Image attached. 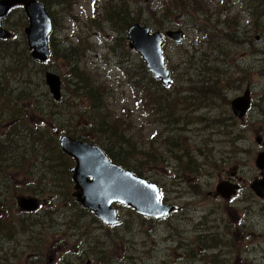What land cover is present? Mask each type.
Instances as JSON below:
<instances>
[{"label":"rangeland","instance_id":"obj_1","mask_svg":"<svg viewBox=\"0 0 264 264\" xmlns=\"http://www.w3.org/2000/svg\"><path fill=\"white\" fill-rule=\"evenodd\" d=\"M110 1L49 2L50 13L57 18L51 36L57 39L59 49L71 44L67 42L69 40L75 45L82 43L80 49L83 53L79 55L77 64L91 71L94 77L99 76L100 80L93 87L98 88L102 84L108 87L104 93L110 99V108L119 115L125 107L134 127L142 126L149 139L157 140L155 157L165 160L149 162L144 177L158 179L161 185L165 184L163 201L168 205H175V211L159 221L116 202L114 207L118 210L121 221L119 225L111 228L91 210L77 202L73 196L74 182L71 180L74 158L68 156L66 159L57 160L52 153H43L42 146L32 144L36 136L35 130L31 129L43 128L40 129L41 133L47 129L54 131L52 118L59 113L43 116L33 105V101L21 103L18 100L19 92L30 88V83L26 81L30 72L36 84L34 96L48 105L45 92L49 93V88L45 81V72H56L71 85L73 77H70L67 63L59 60L55 67L52 61L45 63L27 59L14 64L11 58L0 56V76L6 66L12 67V72L8 75L7 91L11 94L10 102L24 112L21 120L25 126L22 130L27 134L14 135L12 132L15 123L9 129V120H6L7 123H0V139L7 144L9 139L17 142L7 148L6 158H11L6 166L7 176L4 172L0 173V184L4 192H0V201L4 200L5 195L7 197L6 204L0 207V219L3 215V224L10 230L17 231L13 237H20L21 243L13 256H4L2 250L7 246L13 247L14 243L13 240L10 243V239L1 233L0 264H31L29 259H34L31 253L35 248L42 251L46 259L43 264H264V197L257 198L251 187L239 191L230 200L209 195L216 191L217 184L224 179V169L235 164V168L239 170L238 177L247 180L248 185L255 177H264V169H260L256 163L259 153L264 152V5H259L263 0H256L253 4L249 0H232L228 4H232V10H227L228 14L225 10L216 19L217 31L213 29L207 34L212 39V44L207 48L209 57L202 55L200 58L199 54L194 57L193 43L204 36L203 33L188 31L180 43L167 38L164 44L166 64L173 70L175 78H180L181 95L197 96L196 102L188 108H184L183 104L176 108L170 104L173 116L179 118L178 122L170 125H157L156 115H151L152 99L147 92H140L142 87L150 86L151 78L143 71L145 62L142 56L132 50L126 41L129 26L126 21L130 15L122 16V19L121 15H112V6L107 8ZM202 2L205 5L203 0ZM218 2L220 0H212L211 6ZM135 5L133 1L132 16L137 11L133 9ZM142 5L147 10L143 18L148 19L149 25L153 23L154 17L158 18L160 12L155 15L152 12L160 8L161 1L147 0ZM197 5H200V0ZM203 9L206 10V6ZM172 22L168 29L179 28L178 24L182 20L175 17ZM237 23L238 28H242L237 30L242 38L236 42L226 35V28L236 29ZM4 24L2 27L15 33L13 37H8L13 39L12 44L15 46L20 43L19 51L25 47L28 50L25 35L28 19L24 10L20 7L13 10L4 20ZM249 35L252 36V41H249ZM120 38L126 44L123 47V58L113 54L110 48ZM243 40V48L234 49L240 48ZM1 48L0 44V50ZM237 52L243 54L239 56L236 55ZM126 56L133 69H123L124 72L118 66V61H128ZM227 57L235 59L234 64L238 67L246 68L251 80L245 87L249 85L251 88L252 109L244 119H235L230 108L229 102L242 94L245 87L241 91H229L234 86L230 71L235 70L236 66L231 68L226 63ZM209 59L211 63L206 67L212 71L211 87L195 92L198 81L205 74L204 71L200 74L202 68L199 64L208 62ZM16 65L23 66L22 73H19L21 68ZM136 70L139 71L138 78L134 76ZM73 81L75 83L78 80L74 78ZM137 81L140 87H136ZM65 85L66 83L63 102L65 104L66 99L67 103L60 107L64 114L58 116V122L74 132L71 124L78 121L80 114L89 105V100L83 96L79 100L73 97L65 90ZM211 90L214 96H211ZM7 91L4 92L6 100ZM162 94H166V90ZM209 96L212 97L213 104L205 101ZM3 100L0 97V104ZM168 101L165 98L166 104ZM144 105L149 115L144 110ZM92 115L98 114L93 111ZM83 122L84 120L79 121ZM156 129L158 134L151 138V133ZM2 133L6 136L2 137ZM83 136L90 137L91 133L80 131L79 137ZM53 165L57 166V171L52 178L50 172L53 170L50 166ZM219 165L223 166L220 167L222 169ZM175 166L184 171L179 173ZM63 169L68 173L70 193L67 194L65 190L64 196H60L56 191L61 187L54 188L51 184L54 179L64 181L66 171ZM172 174L185 176V182L177 186L178 183L171 179ZM183 189L195 196L187 197ZM27 194L38 198L41 204L39 211L31 214L20 213L15 196H28ZM245 194L251 195L249 199L252 201L256 199L251 210L246 205ZM190 205L192 221L183 223L180 213ZM177 207L181 209L177 210ZM192 227L196 228L191 231ZM252 231L259 234L257 242L253 240L255 237ZM182 238L187 241L188 245L185 247Z\"/></svg>","mask_w":264,"mask_h":264},{"label":"trees","instance_id":"obj_2","mask_svg":"<svg viewBox=\"0 0 264 264\" xmlns=\"http://www.w3.org/2000/svg\"><path fill=\"white\" fill-rule=\"evenodd\" d=\"M47 9L49 11L50 8L49 2H53L54 0H41ZM111 0L107 8L109 9L110 6H112L113 12L112 15L117 17L118 15L122 16H129V19L126 21L128 25L132 24L133 22H140L144 25H147L148 19L143 18V15L146 13L145 7L142 5L145 4L147 0ZM135 2V6L133 9H136V13L134 16H132V2ZM161 6L157 11L152 12L153 15L160 12L158 14V18H153V23H149L148 26L152 25L155 30H167L170 23H173V19L175 17H179L182 22L178 24L180 27L186 29L187 31H196L203 33L204 36L200 37L197 42L193 43L194 49V57H196L197 54H199L200 58L202 55L207 56L208 47L212 44V39L207 34H209L213 29H215V26L217 25L216 19L221 17L226 10V5L229 0H220L217 5L211 6L212 0H203L205 5H203L202 0H200V5H197L198 0H160ZM251 4H253L256 0H249ZM60 2V0H59ZM117 2V3H116ZM171 2V4L169 3ZM259 5H264V0L260 1ZM204 6H206V10H204ZM117 8L119 10H117ZM149 8V7H148ZM259 8V7H258ZM65 14V12L63 13ZM226 14L227 11H226ZM262 15L261 13H257V15ZM150 15V14H149ZM152 15V14H151ZM51 18L56 26L57 24V18L55 15H52ZM77 20V19H74ZM163 20L167 22H163ZM232 26H234V21H232ZM239 26V23L236 24V27ZM151 27V26H150ZM151 27V28H152ZM238 28V27H237ZM126 29V27H125ZM216 30V29H215ZM217 31V30H216ZM188 33V32H187ZM226 35L229 36V39L235 40L236 42L239 40V34L235 28H226ZM249 41H252L253 38L251 35L248 36ZM12 38L11 39H1V50H0V56H3L5 58L9 57L11 58L12 63L18 64L21 60L26 61L27 59L33 62H36L33 60V58L30 55L29 49L27 50V47L24 49H21L19 51V44H15V46L12 44ZM56 38L50 39V44L52 45V54L50 57V61L54 62L53 66H57L59 60H63L65 63H67L68 70L70 77L76 78L78 81L73 84L69 85L65 80V90L68 91L72 96L77 97L79 100L82 96L89 100V105L87 106L86 110L80 114V117L78 121H76L74 124H72V127L74 129L75 126L77 127V133L75 131L72 133L74 137H79L80 131H89L91 133V136H85L84 139H89L92 142L100 145L105 152L110 156V158L120 164L121 166L133 171L138 176L143 177L146 171V166L149 164V162H159L164 161V158H156L155 153V142L157 140L149 139L144 134V128L141 127H134V122H132V119L129 114H126V109L124 107V110H121V114H117L115 110H112L110 108L109 100L107 99L104 93V90H108V87H105L104 84L99 86L98 88L93 87L94 84H96L100 78L94 77L90 72L86 70L84 67L78 66L77 61L78 57L81 53H83L82 49H80V46H82V43H79L78 45L73 44L72 41L71 44H66V47L59 49ZM111 50L113 51V54H117L120 58H122V55L120 52H117L114 47H111ZM200 60V59H199ZM129 60L128 61H118V66H120L124 70H131L133 67L129 66ZM207 64L204 62L199 64V67H201L204 70H207ZM16 67H20L19 73H22L23 66L16 65ZM139 69V68H138ZM14 70V69H13ZM141 70V69H140ZM143 71L150 76V86L147 88L142 87L140 92H147L148 97L152 99L151 102V115H156L155 117L158 122L157 125H170L175 124L178 122L179 118H175L173 116V110L172 106L178 107L180 104L184 105V108H188L191 105L194 104L195 99L197 98L196 94L192 95H181L180 93V78H175L173 83L167 87L163 86L161 84V81L157 78H155L145 65L143 66ZM12 72V67L10 65L6 66L4 68L3 75L0 76V97H3V102L0 104V121L1 120H9L11 121L9 129L13 126L15 123V127L13 130V134L16 136H27V134L22 130V127L25 125L23 124V120H21V117L23 115V111L17 109L16 104L10 102V92L7 91V86L9 83V76ZM16 72V71H15ZM18 73V72H16ZM210 75L207 74V71H205V74L203 75V78L198 81V86L195 92H200L203 89H209L211 87L210 81L212 82V71L210 70ZM174 74V73H173ZM180 75H183L181 73ZM28 83H30V88H26V91L22 90L19 92V99L21 100V103L27 102V101H33V105L40 110V114L43 116L46 115H56L59 113L58 116L61 114H64V112L61 110V106H65L67 103L65 99V104L63 102V99L61 101H56L53 99L51 94H49L47 91L46 96L47 100L49 101V104L47 105L45 102H43L41 99L36 98L34 96L36 92V88L34 86L36 85L31 73L29 72L28 75ZM135 77H139V71L136 70V73L134 75ZM153 76V77H151ZM21 79V78H19ZM145 79V77H143ZM245 79L249 82L251 81L248 76V71L246 74ZM177 82V84H175ZM73 86V87H72ZM136 87H140L139 81L136 82ZM167 88V89H165ZM166 90V94H162L163 91ZM7 91L6 98L4 97V92ZM165 98H167L168 103H165ZM35 99V100H34ZM144 98L142 97V101ZM164 102V103H163ZM172 103V104H171ZM171 104V105H170ZM74 105V103H72ZM50 109V110H49ZM144 110L148 113L147 108L144 105ZM97 112V116L92 115V112ZM4 116V117H3ZM53 117L57 123V128L62 132L61 126L62 124L58 122L60 117ZM84 120L83 123H79V121ZM165 120H167L165 122ZM136 128V129H135ZM135 129V130H134ZM31 130H35V139H33V146L38 145L43 147V153L51 152L52 155L57 158V160L66 159L67 157L63 155L59 148V141L58 137L56 135H49L45 133H40L39 129L32 128ZM134 130V131H133ZM158 134V130H154L151 133V138H154ZM9 144L6 143V141H3L1 144L2 146V152L3 154H0V170L3 168H6L8 165V161L11 158H6L7 155V148L12 147L13 143L15 142L13 139H9ZM53 144V147H52ZM0 146V150H1ZM50 153V154H51ZM141 157V158H139ZM219 168L221 165L218 166ZM50 169L53 170L50 172L51 177L53 178L55 175V172L57 171V166L53 165L50 166ZM175 169L180 173L184 170H179L178 167L175 166ZM65 170V169H63ZM66 171V170H65ZM4 172L7 176V171H0ZM180 176L181 182H185V176ZM179 180V181H180ZM64 181H67V188H64V192L66 190V193H70V181L68 177L67 171L65 172ZM156 183H159L158 179H154ZM36 182V181H34ZM60 181H54L52 182V187H57ZM162 186V185H161ZM163 187V186H162ZM10 188V186H8ZM164 191V187L162 188ZM39 192V190L36 192V194ZM45 192V190H43ZM16 198V197H15ZM26 214H31V212H24ZM0 228L5 233V236L9 239L14 238L15 236L14 231L10 230L8 226L3 224L4 216H1L0 219ZM108 227H114V226H108Z\"/></svg>","mask_w":264,"mask_h":264},{"label":"water","instance_id":"obj_3","mask_svg":"<svg viewBox=\"0 0 264 264\" xmlns=\"http://www.w3.org/2000/svg\"><path fill=\"white\" fill-rule=\"evenodd\" d=\"M17 6H21L29 18L25 33L33 58L40 62L48 60L51 53L49 35L52 21L49 11L40 0H0V38L11 37L12 32L2 27V18ZM151 31L150 27L140 23L130 26L128 29V36L132 40L130 46L143 54L150 71L162 78L165 84H169L170 71L161 53L162 36L159 31ZM167 35L176 41H182L184 38L181 29L168 30ZM45 80L53 98L60 101L63 95L60 75L48 70ZM250 104V90L247 88L244 96L232 101L233 112L243 117ZM61 147L76 162L72 167V179L76 188L73 194L76 200L105 223L114 225L120 222L117 209L113 206L117 201L132 206L140 214L155 218L163 217L174 210L173 205L162 201V194L156 183L112 161L98 144L63 136ZM256 163L260 169H264V152L259 153ZM262 174L264 175V172ZM251 187L257 195L264 197V177L255 179ZM238 188L237 184L222 181L217 185L216 193L230 198ZM18 204L23 210H36L39 207L37 198L33 196H19Z\"/></svg>","mask_w":264,"mask_h":264},{"label":"flooded vegetation","instance_id":"obj_4","mask_svg":"<svg viewBox=\"0 0 264 264\" xmlns=\"http://www.w3.org/2000/svg\"><path fill=\"white\" fill-rule=\"evenodd\" d=\"M238 1V0H237ZM230 2H232V0H229L228 1V3H227V5H226V11L228 10V11H231L232 10V4L231 5H228ZM237 27H239V26H237ZM239 28H236V30H238ZM242 28L240 27V29L238 30V31H240ZM239 36H240V38H242V36H241V34H239ZM259 38V36H257V38L256 39H258ZM245 45V41L243 40V41H241L240 42V48H237V47H235L234 49H241V48H243V46ZM212 49V48H211ZM210 49V50H211ZM243 54V52H237L236 53V55H239V56H241ZM207 56L209 57L210 56V53H208L207 54ZM126 58H127V60L129 59L127 56H126ZM234 60L235 59H233V58H226V63L232 68V66L233 65H235L234 64ZM205 64H210L211 63V60L209 59L208 60V62H204ZM236 67H235V70H231L230 71V76H231V79H232V81L234 82V86L233 87H231L230 89H229V91H232V90H235V91H241L244 87H245V85H246V83H244V80H245V70H244V68L243 67H238L237 65H235ZM210 70L211 69H208V70H204V69H201V73L200 74H202V72L204 71H207V74L208 75H210ZM210 85H211V81H210ZM246 88H247V86H246ZM211 96H214L213 95V93H212V90H211ZM211 96H209V97H206V99H205V101H209V103H211V104H213V102H212V97ZM230 103V108H231V101L229 102ZM251 109H252V107H251ZM248 114V113H247ZM247 115H245L244 117H242V118H239V117H236L235 116V119H237V118H239V119H244L245 117H246ZM1 122H6V120L4 121V120H1L0 121V123ZM4 135H5V133H2V137H4ZM235 166L237 167V165L235 164L234 166L232 165L230 168H225L224 169V171H223V174H225V177H224V181H227V182H229V183H231V184H237L238 186H239V188H238V190H237V193H239V191H241V190H243L244 188L246 189V188H249L250 189V187H251V184H247V180H245V179H243V177H238V173H239V170H237L236 168H235ZM221 167H223V166H221ZM225 167H227V166H225ZM220 169H222V168H220ZM3 170V169H2ZM2 170H0V171H2ZM180 176H177L176 174H172V176H171V179L174 181V182H176V183H178V184H176L177 186L178 185H180L181 183H184V182H181V180H180ZM186 178H188L187 176H186ZM254 179H257V177H255ZM180 180V181H179ZM6 188V187H5ZM251 190L253 191V189H252V187H251ZM0 192H3V189H2V186H1V184H0ZM4 193V192H3ZM165 193H166V195H167V189H165ZM183 193L185 194V195H187V197H194L195 196V194L194 193H191V192H189L187 189H183ZM213 193H215V192H210L209 193V195H214V196H217V195H215V194H213ZM237 193L235 194V195H237ZM235 195H233L232 197H230V199H232L233 197H235ZM257 198L259 197V196H257V195H255ZM217 197H219V196H217ZM249 197H251V195H244V199L246 200V205L248 206V208H249V210H251L252 208H254V205L256 204V199L254 200V201H252V200H250L249 199ZM165 199V194H164V191H163V196H162V201ZM230 199H228V200H230ZM164 202V201H163ZM165 203V202H164ZM181 204H184V203H181ZM194 203H191V205H193ZM191 205L190 206H188L187 208H185L184 210H182V212L180 213V216L183 218V220H182V222L183 223H188V222H191L192 221V214H190L189 213V209L191 208ZM179 208L181 209V207H177V210H179ZM132 210H135V209H133V208H131ZM138 213V212H137ZM138 214H140V213H138ZM170 214H168V215H166V216H163V217H167V216H169ZM144 216H146V215H144ZM147 217H149V218H151V219H156V220H161V218H163V217H160V218H155V217H151V216H147ZM196 227H192L191 228V231H193L194 229H195ZM150 229L152 230V227H150ZM252 234H253V236L255 237L253 240L254 241H256L257 242V238H258V236H259V234L257 233V232H253L252 231ZM181 241L182 242H184L185 243V245H184V247L186 246V245H188L186 242L187 241H185V238H182L181 239ZM191 246H192V242H190L189 243ZM19 245H21V243H20V237L18 238V242H17V245H16V247H15V251H16V249H17V247L19 246ZM182 246V245H181ZM256 247H257V244H256ZM183 248V247H182ZM15 251L14 252H12V256L14 255V253H15ZM32 256L34 257V258H36V259H34L35 261H37V264H43L44 262H45V258H44V256H43V254H42V251L41 250H39V249H37V248H35L34 249V253H32ZM31 259H29V261H30Z\"/></svg>","mask_w":264,"mask_h":264},{"label":"bare ground","instance_id":"obj_5","mask_svg":"<svg viewBox=\"0 0 264 264\" xmlns=\"http://www.w3.org/2000/svg\"><path fill=\"white\" fill-rule=\"evenodd\" d=\"M124 44V40L123 39H117L116 41H114V44L113 45H111L110 46V48L111 47H114V49L117 51V52H120L121 53V55H124V50H123V47L125 46V44ZM123 45V46H122ZM112 51V50H111ZM113 52V51H112ZM259 52V51H258ZM123 58V57H122ZM183 114V113H182ZM22 118V117H21ZM23 119V118H22ZM186 121V120H185ZM6 171V168H3V170L2 171ZM2 173V172H1ZM164 188H165V184H163L162 185ZM57 187H61V189L60 190H57L56 191V193H58L60 196H64V188L66 189L67 188V181H60L59 182V186H57ZM56 187V188H57ZM1 233H3L4 235H5V233L1 230V228H0V234ZM14 234L16 235L17 234V231L16 232H14ZM18 238L19 237H17V238H12V239H10V243H11V241L14 243V246L13 247H11V246H7V247H5V249L4 250H2V252H3V255L4 256H8V255H11L10 254V252H14L15 251V247H16V245H17V242H18ZM9 239V238H8ZM9 243V244H10Z\"/></svg>","mask_w":264,"mask_h":264}]
</instances>
